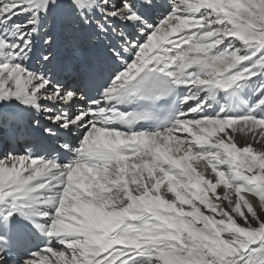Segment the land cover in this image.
I'll return each mask as SVG.
<instances>
[{
	"label": "snow or ice",
	"instance_id": "obj_1",
	"mask_svg": "<svg viewBox=\"0 0 264 264\" xmlns=\"http://www.w3.org/2000/svg\"><path fill=\"white\" fill-rule=\"evenodd\" d=\"M0 129V264H264V0H0Z\"/></svg>",
	"mask_w": 264,
	"mask_h": 264
},
{
	"label": "bare ground",
	"instance_id": "obj_2",
	"mask_svg": "<svg viewBox=\"0 0 264 264\" xmlns=\"http://www.w3.org/2000/svg\"><path fill=\"white\" fill-rule=\"evenodd\" d=\"M68 55L72 58V57H75L77 55V53L72 51V50H69Z\"/></svg>",
	"mask_w": 264,
	"mask_h": 264
}]
</instances>
